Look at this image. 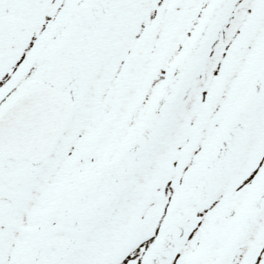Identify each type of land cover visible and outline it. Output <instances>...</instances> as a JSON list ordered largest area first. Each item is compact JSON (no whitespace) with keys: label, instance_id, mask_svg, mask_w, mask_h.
<instances>
[{"label":"snow or ice","instance_id":"1","mask_svg":"<svg viewBox=\"0 0 264 264\" xmlns=\"http://www.w3.org/2000/svg\"><path fill=\"white\" fill-rule=\"evenodd\" d=\"M0 264H264V0H0Z\"/></svg>","mask_w":264,"mask_h":264}]
</instances>
